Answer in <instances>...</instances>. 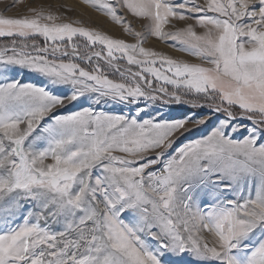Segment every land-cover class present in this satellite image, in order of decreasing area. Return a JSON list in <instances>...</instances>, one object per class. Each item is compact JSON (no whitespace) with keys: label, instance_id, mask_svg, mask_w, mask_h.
Listing matches in <instances>:
<instances>
[{"label":"snow or ice","instance_id":"snow-or-ice-1","mask_svg":"<svg viewBox=\"0 0 264 264\" xmlns=\"http://www.w3.org/2000/svg\"><path fill=\"white\" fill-rule=\"evenodd\" d=\"M84 3L0 12V264H264V0Z\"/></svg>","mask_w":264,"mask_h":264},{"label":"rangeland","instance_id":"rangeland-1","mask_svg":"<svg viewBox=\"0 0 264 264\" xmlns=\"http://www.w3.org/2000/svg\"><path fill=\"white\" fill-rule=\"evenodd\" d=\"M41 5L44 6L52 5L57 9H60L61 6H65L71 9V11L67 13L70 19L81 20L83 21L85 26L96 27L99 30L105 31L114 37L116 36V38H122L128 42H135V39L132 36H129L127 33H125L121 28V26L116 25L114 22L111 21L109 17L104 16L103 14L97 12L95 9L88 6L86 3H84V0H0V12H3L5 15H9V16H19V15L27 14L29 7L41 6ZM129 19L132 21L133 26L137 31H141V32L144 31V24L147 23L146 21L142 19H133L131 17H129ZM153 42L163 43L162 45L166 46L165 48L170 49L169 53L167 50L164 51L162 49L158 50L154 46ZM169 43L170 42L166 43L163 41H159L154 37H150L146 42L145 47L151 46L154 49L172 55L175 58L185 59L194 63L199 62L198 59L194 57H190L185 53L178 51L175 47H170ZM106 107L110 108L111 105H108ZM185 110L186 109H181L180 111H185Z\"/></svg>","mask_w":264,"mask_h":264},{"label":"bare ground","instance_id":"bare-ground-1","mask_svg":"<svg viewBox=\"0 0 264 264\" xmlns=\"http://www.w3.org/2000/svg\"><path fill=\"white\" fill-rule=\"evenodd\" d=\"M83 10V9H82ZM82 10H81V12H82ZM84 11V10H83ZM80 16V15H79ZM98 16V15H97ZM97 18V17H96ZM101 21V20H100ZM102 23V22H101ZM113 31V30H112ZM117 35V34H116ZM116 37V36H115ZM154 43V46L158 49V50H167L168 51V53H169V50L170 49H167V48H165L166 46H163L162 44L163 43H159V42H153ZM151 47V46H150ZM174 55V54H173Z\"/></svg>","mask_w":264,"mask_h":264}]
</instances>
